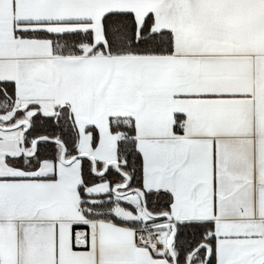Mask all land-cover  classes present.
<instances>
[{"label":"snow or ice","instance_id":"snow-or-ice-1","mask_svg":"<svg viewBox=\"0 0 264 264\" xmlns=\"http://www.w3.org/2000/svg\"><path fill=\"white\" fill-rule=\"evenodd\" d=\"M0 264H264V0H0Z\"/></svg>","mask_w":264,"mask_h":264}]
</instances>
